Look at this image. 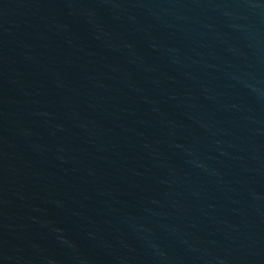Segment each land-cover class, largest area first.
Listing matches in <instances>:
<instances>
[{
    "label": "water",
    "instance_id": "95a60500",
    "mask_svg": "<svg viewBox=\"0 0 264 264\" xmlns=\"http://www.w3.org/2000/svg\"><path fill=\"white\" fill-rule=\"evenodd\" d=\"M0 264H264V0H0Z\"/></svg>",
    "mask_w": 264,
    "mask_h": 264
}]
</instances>
